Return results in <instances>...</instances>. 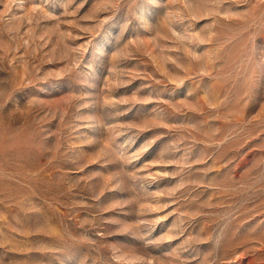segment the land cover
I'll use <instances>...</instances> for the list:
<instances>
[{"label":"rangeland","instance_id":"rangeland-1","mask_svg":"<svg viewBox=\"0 0 264 264\" xmlns=\"http://www.w3.org/2000/svg\"><path fill=\"white\" fill-rule=\"evenodd\" d=\"M0 264H264V0H0Z\"/></svg>","mask_w":264,"mask_h":264}]
</instances>
